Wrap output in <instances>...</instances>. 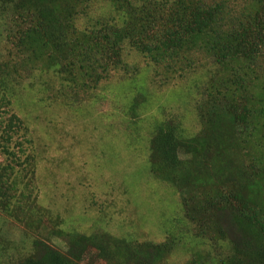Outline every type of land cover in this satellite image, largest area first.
<instances>
[{"label": "trees", "instance_id": "trees-1", "mask_svg": "<svg viewBox=\"0 0 264 264\" xmlns=\"http://www.w3.org/2000/svg\"><path fill=\"white\" fill-rule=\"evenodd\" d=\"M94 4L105 5L96 17ZM0 16L16 45L69 81L68 104L96 101L127 49L147 61L157 90L193 72L199 55L221 68L195 86V134L171 114L149 139V173L179 194L188 233L200 242L184 261H169L183 231L160 243L99 227L64 231L38 202L29 131L8 114L0 121V213L35 235L14 264H264V0H0ZM2 80L9 104L14 81ZM143 98L135 96L134 116Z\"/></svg>", "mask_w": 264, "mask_h": 264}, {"label": "rangeland", "instance_id": "rangeland-1", "mask_svg": "<svg viewBox=\"0 0 264 264\" xmlns=\"http://www.w3.org/2000/svg\"><path fill=\"white\" fill-rule=\"evenodd\" d=\"M104 6L94 4L90 12L96 17ZM9 31L0 16V67H4L0 77L14 81L9 104L1 100L0 89V121L14 114L29 131L39 204L62 219L66 232H91L99 227L160 243L171 232L183 231L169 261H184L186 251L200 242L188 233L179 194L149 173V139L154 125L171 114L178 116L186 135L195 134L200 128L195 86L205 87L211 76L221 75V68L199 55L193 72L157 90L147 61L127 49L124 67L97 86L96 101L68 104L69 81L54 68L35 62ZM138 93L145 98L139 100L134 116ZM3 160L0 154V163ZM27 234L19 223L0 213V264H14L26 253L35 238ZM49 243L66 249L63 239Z\"/></svg>", "mask_w": 264, "mask_h": 264}]
</instances>
